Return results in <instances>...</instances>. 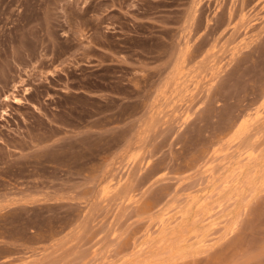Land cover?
Instances as JSON below:
<instances>
[{"label":"rangeland","instance_id":"rangeland-1","mask_svg":"<svg viewBox=\"0 0 264 264\" xmlns=\"http://www.w3.org/2000/svg\"><path fill=\"white\" fill-rule=\"evenodd\" d=\"M0 264H264V0H0Z\"/></svg>","mask_w":264,"mask_h":264}]
</instances>
